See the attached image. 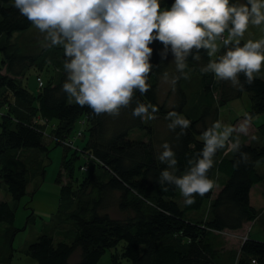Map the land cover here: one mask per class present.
Here are the masks:
<instances>
[{
	"label": "trees",
	"instance_id": "16d2710c",
	"mask_svg": "<svg viewBox=\"0 0 264 264\" xmlns=\"http://www.w3.org/2000/svg\"><path fill=\"white\" fill-rule=\"evenodd\" d=\"M172 2L160 0L161 10L168 9ZM246 2L230 0L237 5ZM31 25L14 7V0H0V187L4 185L14 200L11 205L0 198V264H10L14 236L22 229L13 222L16 203L27 193V174L29 170L31 175H42L44 171L45 164L41 169L38 166V153L47 155L57 145L66 151L72 148L54 137L73 135L83 116L86 141L79 149L72 148L69 154L62 155L61 168L67 180L63 182L61 170L56 175L60 185L57 218L43 224L37 239L23 248V253L36 264H99L105 250L118 245L120 250L116 253L121 259L110 264H252V260L264 264V238L256 240L246 235L237 247H230L223 235L256 220L262 213L251 203L250 190L264 180L263 171L257 166V162H264V145L241 140L239 152L219 149L208 172L215 187L203 196L196 195L195 202L187 205L175 185L160 182L161 172L172 169L159 160L163 148L155 141L160 138L162 145H170L177 159L174 174L182 176L190 167L189 160H195L204 146L198 135L218 121L221 105L247 91L250 106L246 114L252 117L264 112V77L254 74V82L248 84L241 73L242 88L233 86L231 81L227 84L212 72H201L210 60L223 55L224 48L215 57H209L205 49L198 53L193 49L183 70L188 78L175 70L174 75L180 76L172 87L177 99L167 106L158 100L159 78L168 73L166 64L173 56L169 51L167 59L162 60L158 52L163 46L155 42L150 45L153 68L147 80L149 91H136L130 106L122 108L117 117L96 116L62 90L67 79L62 46H47L36 55L15 51L16 45L13 50L12 34ZM47 65L52 66L53 73L43 80L42 86L37 85L36 75V88L32 90L26 80L27 71ZM191 71L198 72L199 80ZM195 82L198 88L193 90ZM187 93L198 96L196 104L203 101L205 105L207 99L205 113H184ZM138 103L156 106L154 116L168 118L171 111L184 113L190 126L183 134L180 127H168L164 135L155 137L153 119L132 115ZM53 123L55 126L49 127ZM46 125L48 130L44 129ZM259 128L263 133L264 122ZM133 130L137 131L136 136H132ZM82 151L93 158L85 171L78 165L82 174L79 178L73 161ZM241 153L247 154V161L234 167ZM110 206L122 216L111 215ZM76 253L77 258L72 261Z\"/></svg>",
	"mask_w": 264,
	"mask_h": 264
},
{
	"label": "clouds",
	"instance_id": "9594fccd",
	"mask_svg": "<svg viewBox=\"0 0 264 264\" xmlns=\"http://www.w3.org/2000/svg\"><path fill=\"white\" fill-rule=\"evenodd\" d=\"M14 7L43 34L48 46L63 47L67 79L62 90L96 116L117 117L122 108L130 106L136 91H149L147 80L153 68L150 45L155 42L163 46L158 52L162 60L171 52L184 79L188 78L183 72L186 58L193 49L197 53L205 49L212 57L223 47V55L210 60L201 72H212L240 88L241 73L251 84L264 66V39H249L241 45L249 25L264 24V0L238 5L230 0H173L166 10H161L160 0H14ZM164 78L169 80L168 73ZM179 79L173 75L170 83L174 86ZM157 111L156 106L138 103L132 115L155 119ZM168 118L172 121L169 129L180 127V134L191 123L175 111L169 112ZM251 119L245 114L238 127L215 121L203 132L204 146L195 160H189L190 167L182 176L174 174L177 159L165 142L159 160L172 171L163 170L160 182L175 185L185 204H193L196 195L203 196L215 187L208 172L217 151L239 152V137L234 141L230 137L234 132L247 134ZM246 161L247 154L241 153L233 166Z\"/></svg>",
	"mask_w": 264,
	"mask_h": 264
},
{
	"label": "rangeland",
	"instance_id": "374dc122",
	"mask_svg": "<svg viewBox=\"0 0 264 264\" xmlns=\"http://www.w3.org/2000/svg\"><path fill=\"white\" fill-rule=\"evenodd\" d=\"M227 36V33H225ZM12 42H13V50H15L14 46L16 45V50L22 53H30L36 55L40 53L42 49L48 46V42L44 41L43 34L39 32L33 25H31L27 30L22 31L20 33L14 32L12 34ZM264 38V24L260 26L249 25L248 31L244 34L242 41L246 42L251 39L253 41L260 40ZM15 43V44H14ZM219 43V42H218ZM60 47V46H55ZM214 55L213 57H215ZM166 69L168 71L169 80H165L164 76H160L159 78V88H158V100L159 102L165 103V105L170 106L177 99V94L175 88L172 89L173 85L170 83V78L175 74L176 65L174 62V58L170 57L166 64ZM28 75H26V80L28 82V86L35 91V80L34 77L36 75L42 76V79L45 81L49 76L53 73L52 66L47 65L42 69L38 67H32L27 71ZM193 77L199 80L200 76L198 72L191 71ZM264 77L263 66L259 73H256ZM226 81V80H225ZM228 84L229 81H226ZM192 88L195 90L198 88L197 83L193 84ZM198 96L195 94L187 93L188 102L185 105L184 113L190 114L191 112L196 111V115L199 113H205V106L208 104L207 99L205 100V105H202V102L196 104ZM250 106V99L247 91H243L242 95L239 98L233 99L229 101L227 104L222 105L218 108V116L220 118V122L223 125H235L236 120H238V126L242 124L245 120V112H247ZM183 112V111H182ZM184 113H180L179 115L183 116ZM205 116V115H204ZM211 117L208 118V120ZM174 119V118H173ZM154 127L156 132L155 137H161L166 133L168 129V125L171 122V119L167 118L166 115H157L155 116ZM252 120L257 123L264 122V112L260 114H256L252 116L250 121V125L248 126L247 134L250 137H259L264 144V132L257 133L258 130L253 126ZM79 124H76V128ZM55 126V123L51 124L49 127ZM44 126V129L49 127ZM264 129V128H263ZM257 130V132H256ZM255 131V132H254ZM52 136L53 134H49ZM137 131L133 130L132 136H136ZM86 135L78 136L75 138V143L82 146V144L86 141ZM199 138L202 139V134L198 135ZM160 138H155L156 144L162 146V142L159 141ZM73 149L69 148L68 151L63 149L61 145H57L52 147L49 153L46 155L43 152L38 153V161L41 169V165H44V171L41 174L35 172V175H31V171L29 170V174H27L28 182L26 185L27 193L20 198V200L16 203L15 207V218H14V226L22 228L19 230L13 239L12 247L14 249V255L10 260V264H36L34 260H32L29 256L23 253V248L26 247L29 243L34 242L37 239V235L40 233V230L43 224L52 222L57 218L56 213L59 209V184L56 181V175L59 170L62 173L63 182L67 180L68 176L64 173L65 170L61 168L62 155L69 154ZM85 158L83 155L74 159V173H76L79 178H81L82 174L78 169V165L83 164ZM257 166L260 170L263 171L264 174V162H257ZM37 167L33 170L36 171ZM261 193L258 195V200L254 202L255 206L261 209L262 213L254 221H250L245 225V232L249 235V238H254L256 240H263L264 238V180L256 186ZM0 198L8 201L11 205L14 204V200H12L11 196L5 189L3 185L0 187ZM253 200H256V193H253ZM111 215L116 217H121L122 213L119 212L115 207H111L108 209ZM33 212V213H32ZM29 214H32V219L28 220ZM3 223L0 224L2 226ZM224 237L227 238L229 246L232 247L237 242V238H235L236 234L231 231H225L223 234ZM58 235H55L57 237ZM0 242L2 239L0 237ZM119 246V245H118ZM116 248H111L105 250V252L101 255L99 259V264H110L114 260L119 261L121 259V255L116 253L120 250V246ZM77 258L73 255L71 260H75Z\"/></svg>",
	"mask_w": 264,
	"mask_h": 264
},
{
	"label": "crops",
	"instance_id": "0c3cea01",
	"mask_svg": "<svg viewBox=\"0 0 264 264\" xmlns=\"http://www.w3.org/2000/svg\"><path fill=\"white\" fill-rule=\"evenodd\" d=\"M263 73H264V66H263ZM233 100V99H232ZM229 101H231V100H229ZM228 101V102H229ZM227 102V103H228ZM227 103H225V104H227ZM222 106V105H221ZM220 106V107H221ZM219 107V108H220ZM245 113H247V112H245ZM252 118V117H251ZM218 121H220V118H219V116H218ZM238 120H236V122H235V125H232V126H236V127H238ZM252 124H253V126H255V128L258 130V132H257V130H256V132L257 133H260L261 132V128H259V125L261 124V123H257V122H255V121H253L252 120ZM255 132V131H254ZM239 137V140L241 141H245L246 143H255V144H259V145H264L263 144V141H261L260 139H259V137H255L254 135H253V137H255V138H253V137H250V136H248V135H246V134H243V133H236V132H234L233 134H232V136L230 137L232 140H233V138H234V140L236 139V137ZM262 182V181H261ZM261 182H259V183H256V184H254L253 186H252V188H251V190H250V201H251V203L255 206V204H254V202L255 201H257L258 200V195L261 193V190H259L256 186L258 185V184H260ZM253 193H256V200H253ZM256 207V206H255ZM247 223H245L240 229H237V230H233V231H231L232 233H235L236 234V236H235V238H237L236 240H237V242L236 243H233L234 245L232 246V247H237L238 245H239V243H240V241H241V238H242V236H244V235H248V234H246V232H245V225H246ZM249 236V235H248ZM228 243V242H227ZM228 245H230V244H228Z\"/></svg>",
	"mask_w": 264,
	"mask_h": 264
},
{
	"label": "built area",
	"instance_id": "2783aa9c",
	"mask_svg": "<svg viewBox=\"0 0 264 264\" xmlns=\"http://www.w3.org/2000/svg\"><path fill=\"white\" fill-rule=\"evenodd\" d=\"M36 81H37V85L40 86L41 82H43V79H42V77L37 76L36 77ZM84 122H85V116H83V117H81L79 119L80 126H78V128L76 129V131L74 132L73 135H71L69 137H57V138L54 137V138L57 139L59 142H61L63 145H66L68 147H72V148H75V149H79V145H77L75 143V138L78 137V136H82L83 135L82 126H83ZM82 155L84 156L85 161L83 162V164L80 165L79 169L82 170V171H85L88 168L89 160H91L93 157H92V155L90 153L83 152V151H82ZM245 237H246V235L242 236L241 239H244Z\"/></svg>",
	"mask_w": 264,
	"mask_h": 264
}]
</instances>
